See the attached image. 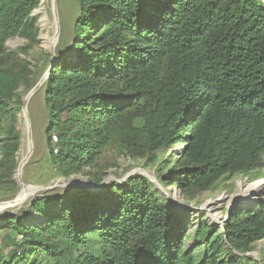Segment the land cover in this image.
Instances as JSON below:
<instances>
[{"label":"trees","instance_id":"1","mask_svg":"<svg viewBox=\"0 0 264 264\" xmlns=\"http://www.w3.org/2000/svg\"><path fill=\"white\" fill-rule=\"evenodd\" d=\"M77 1L69 49L43 87L57 178L97 168L109 148L160 164V181L187 198L263 172L264 0ZM41 3L0 0L6 199L18 192L22 95L38 75L21 53L40 43L34 13ZM14 37L27 39L28 51H9ZM174 140L187 147L170 165L160 155ZM190 222L144 176L99 192H48L30 202V212L0 216L9 250L0 264H264V248L259 260L248 256L264 242V202L234 206L217 229L201 220L191 235ZM191 238L197 246L187 250Z\"/></svg>","mask_w":264,"mask_h":264},{"label":"rangeland","instance_id":"2","mask_svg":"<svg viewBox=\"0 0 264 264\" xmlns=\"http://www.w3.org/2000/svg\"><path fill=\"white\" fill-rule=\"evenodd\" d=\"M79 9L77 0H42L39 9L34 13V16L38 17L40 43L28 51L30 43L27 39L14 37L7 42L9 51H28L27 54L21 53V56L33 62L38 69L35 86L47 72V68H45L47 60H45V57L50 56L51 60L56 61L58 57L67 53L72 39L73 27L79 16ZM56 26L60 29L59 41L54 47H51V45L47 46L56 33ZM63 38L64 40H62ZM29 93H23V105ZM20 115H22V112ZM28 115L33 154L24 170L23 180L25 184L41 188L43 191L35 195L27 194L25 198H21V200L15 203L16 205L12 204L0 212V216L4 214L19 215L23 211L30 212V202L48 192L62 195L81 188H87L92 192H99L111 185L123 184L133 176H144L150 179L167 203L174 204L178 208L187 211L190 215L189 231L191 235H194L197 231L201 220H204L211 226H215L217 229L222 227L234 206L243 205L249 207L254 203L264 202V170L263 172H253L249 175H240L231 180H224L211 192L200 194L195 198H187L183 196L177 187L165 186L160 181L156 174V169L160 164H153L146 156L132 158L122 154L116 148H109L105 151L97 168L87 169L84 173L70 178H57L48 162L49 149L45 136L48 112L44 103V88L36 93L30 101ZM16 125L22 133L21 147L18 153V161L20 163V160L24 157L23 155H25L24 153L27 151V139H25L26 131L25 127H23L24 120L19 119ZM186 147V144L180 145L173 142V144L163 150V153L160 155V161H166V163L172 165ZM17 172L14 176L16 182L18 181ZM96 175H98V178H102L100 186H96L94 183ZM255 184L260 185V187L252 189V186ZM250 188L249 199L247 201L240 200L241 196ZM20 193L21 187L18 184V192L15 196L6 199L5 196L3 198L0 195V205H5L16 200ZM7 244L4 236L0 234V254L6 255L9 253V250H6L5 247ZM196 246L193 238L185 244L187 250H192ZM263 248L264 242L258 243L255 250L249 253L248 256L259 260Z\"/></svg>","mask_w":264,"mask_h":264},{"label":"bare ground","instance_id":"3","mask_svg":"<svg viewBox=\"0 0 264 264\" xmlns=\"http://www.w3.org/2000/svg\"><path fill=\"white\" fill-rule=\"evenodd\" d=\"M59 35H60V29H58V27L56 26V33H55L53 39H51L48 42V45L47 46H50L51 45V47H54L55 45H57V43L59 41ZM49 75H50L49 74V70H47V72L44 74V76L42 77V79L39 80V83L37 82L38 84L34 87L33 92L32 93H29L27 95V97L25 98L24 105L22 107V115H20V117H19V119L24 120V126L23 127H25V131H26V137H25V139H27L26 140L27 151H26V153H24L25 154V155H23L24 157L20 160L19 170L17 172V180H18L19 185L21 187V193L19 194V196H18V198L16 200H14V201H12V202H10L8 204H5V205H0V212H2L3 210H5L8 206L17 203L19 200H21V198H25V196L27 194H29V195H35V194H38L41 191H43L41 188H36L35 186L32 187V186H29V185L25 184L24 183V180H23V176H24V170H25V168H26V166H27L28 162L30 161L31 156L33 154V145L31 143V132H30V126H29L30 120H29V117H28L29 116L28 115V106H29L30 101L32 100V98L36 95V93H38L44 87L45 83L47 82V80L49 78ZM259 187H260V185H256L255 184L254 186H252V189H258ZM250 192H251V188L249 190H247V192L243 196H241V199L240 200L247 201L249 199V193ZM232 203H233V200H232ZM9 209H11V208H9Z\"/></svg>","mask_w":264,"mask_h":264},{"label":"water","instance_id":"4","mask_svg":"<svg viewBox=\"0 0 264 264\" xmlns=\"http://www.w3.org/2000/svg\"><path fill=\"white\" fill-rule=\"evenodd\" d=\"M55 62H56L55 60H52V65H51V67L49 68V74H50V72H51V70H52V67H53V65H54ZM33 90H34V88L30 91V93H32ZM176 141H177V140H174V143H176ZM18 170H19V168H18ZM17 183L19 184L18 181H17ZM229 215H230V212H229V214H228L227 219L229 218Z\"/></svg>","mask_w":264,"mask_h":264}]
</instances>
